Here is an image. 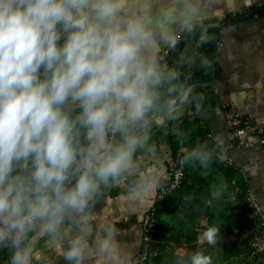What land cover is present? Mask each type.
<instances>
[{"label":"clouds","instance_id":"clouds-1","mask_svg":"<svg viewBox=\"0 0 264 264\" xmlns=\"http://www.w3.org/2000/svg\"><path fill=\"white\" fill-rule=\"evenodd\" d=\"M207 0H0V250L7 264H35L37 235L64 264H132V251L100 193L149 147L151 117L175 111L180 70L161 57L195 29ZM223 143L180 157L211 167ZM229 185L221 177L209 199ZM209 224L201 243L217 245ZM174 264H214L201 250Z\"/></svg>","mask_w":264,"mask_h":264},{"label":"crops","instance_id":"crops-1","mask_svg":"<svg viewBox=\"0 0 264 264\" xmlns=\"http://www.w3.org/2000/svg\"><path fill=\"white\" fill-rule=\"evenodd\" d=\"M262 2L264 0H207L206 10L195 28L201 29L202 38L203 29L207 26L208 34L212 30L219 36L217 43L210 48H203L198 42L194 44V57H191L187 73L182 78L186 89L183 91L177 85L176 92L165 97L175 104V111L169 114L161 108L152 116L154 123L151 125L149 147L136 153L134 167L105 188L95 202L94 211L109 214L120 229L121 238L128 242L132 264L137 262L140 236L155 203L157 190L171 177L170 168L174 162L170 126L173 122L182 123L189 118L194 125L205 127L209 134L225 143L232 160L230 167L236 171L238 182L247 189L258 212L264 217V152L255 139L248 137L245 141L254 144L239 146L226 125L224 115L228 110L264 127V16L234 22L222 31L216 23L219 15ZM183 31L177 32L173 41ZM166 48L168 46L161 54ZM200 57L207 58L210 65ZM211 66L215 68L213 83ZM189 90L197 92L196 101H189V97L185 99ZM188 127L192 129V126ZM196 169L202 168L197 166ZM227 183L232 186L234 179ZM228 203L233 207L231 215L235 216L238 211L233 197ZM181 207L182 214L189 211L185 203ZM196 224V241L207 244L199 240L200 233L209 225L207 218L202 216ZM252 232L248 227L244 233L249 238ZM173 236L172 231L166 233L165 250L175 255L186 253L187 234L179 237L180 246L175 245ZM34 242L37 244L35 264H64L62 253L54 243L45 241L42 236ZM172 262L169 263L174 264Z\"/></svg>","mask_w":264,"mask_h":264},{"label":"trees","instance_id":"trees-1","mask_svg":"<svg viewBox=\"0 0 264 264\" xmlns=\"http://www.w3.org/2000/svg\"><path fill=\"white\" fill-rule=\"evenodd\" d=\"M234 22L236 21H226V25ZM201 33L199 28L191 32L183 31L167 60V64L176 65L179 68L181 75L176 83L183 91L186 85L182 78L187 73V65L191 57H194V44L200 40ZM218 39L219 36L210 30L202 47L210 48L217 43ZM197 97V92L192 91L189 101H196ZM193 123L186 118L182 123L173 122L170 126L172 161L176 164L181 163L182 179L179 187L168 193L157 207L156 232L150 242L149 264L174 262L175 253L165 250L168 231L174 232L172 240L176 246L181 245L179 237L187 234L186 253L192 250L209 252L213 255L214 264H264L263 256L252 247L253 236L263 230V224L260 215L255 214L254 210L248 206L246 200L248 191L242 183L238 182L236 171L220 162L218 158L207 170L196 169L198 165L183 164L180 161V157L190 151L196 142L206 141L209 147L215 150V144L205 127L199 128ZM188 125L192 126V129ZM206 177L207 180H205ZM221 177L226 181L234 179V184L229 186L228 192L220 200L211 201L210 188ZM232 197L238 211L234 214L235 216L231 215L232 205L226 204ZM184 203L188 205L189 211L182 214L181 205ZM202 216L207 218L209 224H217L221 228V239L215 246L199 244L196 241V222ZM248 227L253 231L249 238L244 233L247 232ZM7 259V249L0 250V264H7Z\"/></svg>","mask_w":264,"mask_h":264},{"label":"built area","instance_id":"built-area-1","mask_svg":"<svg viewBox=\"0 0 264 264\" xmlns=\"http://www.w3.org/2000/svg\"><path fill=\"white\" fill-rule=\"evenodd\" d=\"M259 16H264V2L252 6L240 8L236 11H232L227 14L219 15L217 17L216 23L219 24V29L220 31H222L227 27L226 21L237 22L249 18H257ZM178 39H179V35L161 54V57L165 63H167L169 54L176 45ZM224 115H225L226 125L231 129V135L237 140V144L239 146L253 145L254 144L253 142L245 141V139L248 137L255 139L256 140L255 143H257L264 152V127H259L249 119L244 118L243 116L237 113H231L228 110L224 111ZM209 137L213 140L216 149L217 138L213 137L211 134H209ZM221 142L223 143L222 151L219 152L217 158L220 160V162L230 167L232 165V160L228 155L227 146L223 141ZM170 172H171V177L169 182L157 190L155 203L151 207L148 213L147 220L145 222L142 231V235L140 236L141 249L136 264H149V258H150L149 256L151 253L150 242L152 241L153 239L152 237H154L156 232V222H155L156 210L157 207L164 201L167 194L179 187L182 179L181 163L178 164L173 163L171 165ZM246 200L248 202V206L254 210L255 214L260 215L261 222L263 224V230L260 233L255 234L253 236L252 247L257 253L261 254L264 259V217H262L261 214L258 212V208L254 203V200L250 194H248Z\"/></svg>","mask_w":264,"mask_h":264},{"label":"water","instance_id":"water-1","mask_svg":"<svg viewBox=\"0 0 264 264\" xmlns=\"http://www.w3.org/2000/svg\"><path fill=\"white\" fill-rule=\"evenodd\" d=\"M207 26L203 29V37L198 41V44H203L204 41L206 40L208 33H207ZM196 55H198V53L196 52ZM206 64L210 65V62L207 58L204 57H200ZM212 69V81L211 83L214 82V78H215V68L213 66H211ZM191 90H189L186 95H185V99H188L189 94H190ZM169 117V116H168ZM151 119L153 120L154 118L151 117ZM169 119V118H168ZM40 237V235H37V237L35 238V241Z\"/></svg>","mask_w":264,"mask_h":264}]
</instances>
